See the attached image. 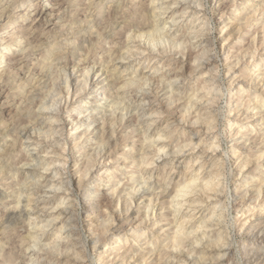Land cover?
<instances>
[{
  "label": "rangeland",
  "instance_id": "374dc122",
  "mask_svg": "<svg viewBox=\"0 0 264 264\" xmlns=\"http://www.w3.org/2000/svg\"><path fill=\"white\" fill-rule=\"evenodd\" d=\"M185 1L0 0V264H264V0Z\"/></svg>",
  "mask_w": 264,
  "mask_h": 264
},
{
  "label": "bare ground",
  "instance_id": "6f19581e",
  "mask_svg": "<svg viewBox=\"0 0 264 264\" xmlns=\"http://www.w3.org/2000/svg\"><path fill=\"white\" fill-rule=\"evenodd\" d=\"M182 1H183V0H182ZM186 1H187V0H186ZM186 1H185V2H186ZM233 1H234V0H233ZM233 1H232L231 3H233ZM249 1H250V0H249ZM185 2H184V3H185ZM226 2H227V1H226ZM100 3H101V2H100ZM177 3H178V2H177ZM171 4H172V3H171ZM173 4H174V3H173ZM175 4H176V2H175ZM185 4H186V3H185ZM187 4H189V3H187ZM196 4H197V3H196ZM258 4H259V3H258ZM146 5H147V4H146ZM151 5H152V3H151ZM165 5H166V4H165ZM180 5H183V2H182ZM180 5H179V6H180ZM190 5H191V4H189V6L187 5L188 7L186 6L187 8H185V10H186L187 12L189 11L190 8L192 9V7H193V6H190ZM200 5H201V4H200ZM219 5H220V4H219ZM162 6H163V5H162ZM174 6H175V5H174ZM177 6H178V5H177ZM181 7H182V6H181ZM184 7H185V5H184ZM195 8H196V7H195ZM168 9H169V8L167 7L166 10H168ZM182 9H183V8H182ZM182 9H181V10H182ZM169 10H170V9H169ZM182 11H183V12H182ZM182 11H181V16H182V17L186 16V15H187V12L184 13V9H183ZM193 11H194V9H193ZM166 12H167V11H166ZM195 12H196V11H195ZM195 12H194V13H195ZM254 12H256V11H254ZM167 13H168V12H167ZM172 13H173V12H172ZM189 13H191V11H190ZM192 13H193V12H192ZM149 14H151V13H149ZM179 14H180V13H179ZM149 16H150V15H149ZM151 16H152V15H151ZM164 16H165V15H164ZM173 17H174V16H173ZM176 17H177V16H176ZM179 17H180V16H179ZM11 19H12V18H11ZM192 21H193V20H192ZM8 24H9V23H8ZM10 24H11V23H10ZM12 24H13V23H12ZM174 25H175V24H174ZM243 25H244V24H243ZM262 27H263V26H262ZM165 28H166V27H165ZM153 31H154V30H153ZM195 31H196V30H195ZM140 32H141V31H140ZM140 32H139V33H140ZM151 32H152V30H151ZM154 32H155V31H154ZM154 32H153V33H154ZM130 33H131V31H130ZM137 33H138V32H137ZM139 33H138V34H139ZM160 33H161V32H160ZM134 34H135V33H134ZM138 34H137V35H138ZM26 35H27V34H26ZM130 35H131V34H130ZM140 35H141V34H140ZM144 35H145V34H144ZM152 35H153V34H152ZM148 36H149V35H148ZM148 36H147V37H148ZM153 36H154V35H153ZM127 39H128V38H127ZM201 39H202V38H201ZM201 39H200V40H201ZM204 39H205V38H204ZM123 40H124V39H123ZM132 40H133V39H132ZM149 40H150V39H149ZM205 40H206V39H205ZM206 41H207V40H206ZM124 42H125V41H124ZM203 42H204V41H203ZM200 43H201V42H200ZM263 43H264V42H263ZM129 45H130V44H129ZM193 45H194V44H193ZM203 45H204V44H203ZM133 46H134V45H133ZM140 46H141V45H140ZM190 46H191V45H190ZM125 47H126V45H125ZM136 47H137V46H136ZM123 48H124V47H123ZM129 48H130V47H129ZM193 48H194V47H193ZM147 49H148V48H147ZM150 49H151V48H150ZM152 49H153V48H152ZM122 50H123V49H122ZM126 50H127V49H126ZM135 50H136V49H135ZM139 50H140V49H139ZM141 50H142V49H141ZM143 50H144V49H143ZM148 50H149V49H148ZM201 50H202V49H201ZM136 51H137V50H136ZM150 51H151V50H150ZM116 52H117V51H116ZM120 52H121V51H119V53H120ZM130 52H131V51H130ZM130 52H129V53H130ZM123 53H124V52H123ZM126 53L128 54L127 51H126ZM142 53H143V51H142ZM149 53H150V52H149ZM149 53H146V54L148 55ZM151 53H153V52H151ZM27 54H28V53H27ZM124 54H125V53H124ZM130 55H133V54L130 53L129 56H130ZM141 55H142V54H141ZM154 55H155V54H154ZM137 56H138V55H137ZM145 56H146V55H145ZM149 56H150V55H149ZM151 56H152V55H151ZM156 56H158V55H156ZM120 57H121V56H119V58H120ZM122 57H123V56H122ZM133 57H135V56H133ZM1 58H3V57L0 56V59H1ZM126 58H127V57H126ZM206 58H207V57H206ZM141 59H142V58H141ZM141 59H140V60H141ZM147 59H148V58H147ZM200 59H201V58H200ZM1 60H2V59H1ZM121 60H122V59H121ZM153 60H154V59H153ZM153 60H152V61H153ZM155 60H156V58H155ZM228 60H229V59H228ZM117 61H118V60H117ZM119 61H120V60H119ZM3 62H4V61H3ZM132 62H133V61H132ZM206 62H208V61H206ZM0 63H1V62H0ZM117 63H118L117 65H119V66H123V65H125V64L127 65V61H126V63H124V62H122V61H121V62H117ZM150 63H151V62H150ZM154 63H155V62H154ZM208 63H209V62H208ZM236 64H237V63H236ZM146 65H147V64H146ZM148 65H149V64H148ZM193 65H194V64H193ZM131 67H132V66H131ZM232 67H233V66H232ZM193 68H194V67H193ZM195 68H196V67H195ZM234 68H235V66H234ZM72 69H73V68H72ZM84 69H85V68H84ZM88 69H89V68H88ZM213 69H214V68H213ZM65 70H66V69H65ZM180 70H181V69H180ZM180 70H177V71H180ZM193 70H194V69H193ZM195 70H196V69H195ZM229 70H230V69H229ZM86 71L89 72V73L92 71V74L94 75V77H93L94 79H93L92 81L89 82V85L87 84V85H88V92L90 91V92H93V93H94L95 86L98 85V84L105 83V81H107V80H106V77H105L104 73H103L100 69H98V71H97V69L94 70V68H92V69H89V70H86ZM209 71H210V70H209ZM181 72H182V71H181ZM181 72H180V73H181ZM0 73H1V72H0ZM82 73H83V72H82ZM85 73H86V72H85ZM121 73H122V72H121ZM173 73H174V72H173ZM113 74H114V73H113ZM178 74H179V73H178ZM63 75H64V74H63ZM87 75H89V74H87ZM82 76H83V75H82ZM145 76H146V75H145ZM201 76H202V75H201ZM203 76H204V75H203ZM141 77H142V76H141ZM78 78H79V77H78ZM134 78H135V77H134ZM132 79H133V78H132ZM143 79H144V78H142V80H143ZM39 80H40V79H39ZM139 80H140V79H138V81H139ZM65 81H66V80H65ZM260 81H261V80H260ZM134 82H135V81H134ZM140 82H142V81H140ZM72 83H73V82H72ZM87 83H88V81H87ZM138 83H139V82H138ZM69 84H70V83H69ZM132 84H133V83H132ZM141 85H142V84H141ZM66 86H67V85H66ZM100 86H101V85H100ZM145 86H146V85H145ZM114 87H115V86H114ZM121 87H122V86H121ZM125 87H126V86H125ZM133 87H134V86H132V88H133ZM136 87H137V86H136ZM136 87H135V88H136ZM169 87H170V86H169ZM138 89H139V88H138ZM138 89H137V91H138ZM240 89H241V88H240ZM79 90H80V89H79ZM81 90H82V89H81ZM85 90H86V89H85ZM170 90H171V89H170ZM74 91H76V90H74ZM147 92H148V91H147ZM149 93H150V92H149ZM91 94H92V93H91ZM137 94H138V93H137ZM89 95H90V94H89ZM101 95H102V93H101ZM123 95H124V94H123ZM59 96H60V95H59ZM103 96H104V94H103ZM235 96H236V95H235ZM54 97H55V96H54ZM66 97H67V96H66ZM133 97H134V96H133ZM59 98H61V97H59ZM63 98H64V97H63ZM73 98H74V96H73ZM123 98H124V97H123ZM57 99H58V98H57ZM86 99H88V98H86ZM86 99H85V100L79 105V108H83V107H84V108H85V107H91V106H88V105L90 104V102H88V100H86ZM137 99H138V98H137ZM197 99H198V98H197ZM59 100H60V99H59ZM101 100H103V98H101ZM144 100H145V99H144ZM178 100H179V99H178ZM197 101H198V100H197ZM203 101H204V100H203ZM206 102H207V101H206ZM94 103H96V102L94 101L93 104H94ZM209 103H210V101H209ZM41 104H42V103H41ZM62 104H63V103H62ZM215 104H216V103H215ZM47 105H48V104H47ZM49 105H50V104H49ZM90 105H91V104H90ZM95 105H96V104H95ZM95 105H94V106H95ZM212 105H213V104H212ZM170 106H171V105H170ZM208 106H209V105H208ZM257 107H259V106H257ZM43 108H44V107H43ZM46 108H48V107L46 106ZM59 108H60V107H59ZM44 109H45V108H44ZM52 110H53V109H52ZM55 110H57V108H56ZM63 110H64V109H63ZM91 110H92V109H88L87 111H84L82 117H84L85 115H89L90 113H88V112H91ZM136 110H137V109H136ZM44 111H45V110H44ZM48 111H49V110H48ZM53 112H54V110H53ZM194 113H195V112H194ZM194 113H193V114H194ZM212 113H213V112H212ZM44 114H46L47 116H50V119H51V118H54V119H55V117L59 114V112H57V115H56L55 113H52V111H50V112H45ZM153 114H154V113H153ZM42 115H43V114H42ZM90 115H91V114H90ZM139 115H140V114H139ZM150 115H151V114H150ZM38 116H39V115H38ZM136 116H137V115H136ZM142 116H143V115H142ZM146 116H148V114H147ZM198 116H199V115H198ZM59 117H60V116H59ZM59 117H58V118H59ZM209 117H210V116H209ZM213 117H214V116H213ZM215 117H216V116H215ZM217 117H218V116H217ZM48 118H49V117H48ZM61 118H62V117H61ZM85 118H86V116H85ZM204 118H205V117H204ZM263 118H264V117H263ZM139 119H140V118H139ZM209 119H210V118H209ZM72 120H73V119H72ZM86 120H87V118L83 121V124L85 123ZM121 120H122V119H121ZM193 120L195 121V119H193ZM89 121H90V120H89ZM144 121H145V120H144ZM205 121H206V120H205ZM260 121H261V120H260ZM74 122H75V121H73V123H74ZM94 122H95V121H94ZM152 122H153V121H152ZM152 122H151V123H152ZM191 122H192V121H191ZM191 122H190V123H191ZM214 122H215V121H214ZM261 122H262V121H261ZM55 123H56V122H55ZM55 123H54V124H55ZM70 123H71V125H72V121H71ZM70 123H69V124H70ZM91 123H92V122H91ZM197 123H198V122H195L194 125H195V124L197 125ZM259 123H260V122H259ZM43 124H44V123H43ZM77 124H78V123H77ZM77 124H75V125H73V126L70 125L71 128H70V130H69V132H68L69 134H72L73 132H75V131L79 128V126H77ZM88 124H89V123H88ZM93 124H94V123H92V125H93ZM201 124H202V123H201ZM207 124H208V123H206V127H207ZM215 124H216V123H215ZM61 125H62V124H61ZM189 125H191V124H189ZM192 125H193V123H192ZM209 125H210V124H209ZM70 126H69V127H70ZM90 126H91V125H90ZM93 126H94V125H93ZM102 126H103V125H102ZM228 126H229V125H228ZM59 127H60V126H59ZM203 127H204V126H203ZM203 127H202V128H203ZM209 127H210V126H209ZM259 127H260V126H259ZM65 128H66V126H65ZM88 128H89V126L86 127V131H88ZM231 128H232V127H231ZM231 128H230V129H231ZM79 129H80V128H79ZM94 129H96V127H93V130H94ZM204 129H205V128H204ZM236 129H237V127H236ZM61 130H62V129H61ZM64 130H66V129H64ZM138 130H139V129H138ZM199 130H200V129H199ZM207 130H208V127H207ZM211 130H212V128H211ZM239 130H240V129H239ZM77 131H78V130H77ZM90 131H91V130H90ZM144 131H145V130H144ZM205 131H206V130H205ZM54 132H55V131H54ZM62 132H63V131H61V133H62ZM83 132H84V131H83ZM159 132H160V131H159ZM235 132H236V133H235V136H236L237 134H239V131H236V130H235ZM22 133H23V132H22ZM84 133H85V132H84ZM84 133H81V134L84 135ZM93 133H94V132H93ZM109 133H110V132H109ZM191 133H192V132H191ZM240 133H241V132H240ZM86 135H87V133H86ZM80 136H82V135H80ZM80 136H79V137H80ZM143 136H144V135H143ZM239 136H240V134H239ZM50 137H51V136H50ZM103 137H104V136H103ZM156 137H157V136H156ZM160 137H161V136H160ZM242 137H243V136H242ZM242 137H241V138H242ZM238 138H239V137H238ZM253 138H254V137H253ZM28 139H29V138H28ZM163 139H164V138H163ZM188 139H189V138H188ZM254 139H255V138H254ZM260 139H261V138H260ZM190 140H191V139H190ZM245 140H246V139H245ZM256 140H257V139H256ZM78 141H79V140H78ZM142 141H143V140H142ZM246 141H247V140H246ZM251 141H252V139H251ZM158 142H159V141H158ZM160 142H161V140H160ZM254 142H255V141H254ZM254 142H253V143H254ZM107 143H108V142H107ZM184 143H185V142H184ZM187 144H188V143H187ZM250 144H252V142H251ZM195 145H196V144H195ZM218 145H219V144H218ZM164 146H165V145H164ZM164 146H163V147H164ZM180 146H181V145H180ZM33 147H34V146H33ZM149 147H150V145H149ZM180 148H182V147H180ZM207 148H208V147H207ZM216 148H217L216 146H209V148L207 149V150H210L209 153H210L211 156H212V155H216ZM237 148H238V147H237ZM29 149H30V148H29ZM161 149H162V148H161ZM164 149H165V148H164ZM178 149H179V148H178ZM253 149H254V148H253ZM61 150H62V149H61ZM185 150H186V149H185ZM185 150H184V151H185ZM157 151H158V150H157ZM163 151H167V150H163ZM163 151H162V152H163ZM193 151H194V150H193ZM167 152H168V151H167ZM170 152H171V151H170ZM168 153H169V152H168ZM263 153H264V151H263ZM263 153H261L260 155H262ZM96 154H97V153H96ZM164 154H166V152H164ZM177 154H179V152H178ZM234 154H235V153H234ZM102 155H103V154H102ZM230 155H231V154H230ZM258 155H259V154H258ZM147 156H148V155H147ZM233 156H234V155H233ZM103 157H104V156H103ZM262 157H263V156H262ZM222 158H223V157H222ZM158 159H159V157H158ZM158 159H156L155 161H158ZM237 159H238V158H237ZM237 159H236V160H237ZM258 161H259V160H258ZM31 163H32V162H31ZM63 163H64V162H63ZM156 163H157V162H156ZM193 164H194V163H193ZM247 164H249V163H247ZM247 164L242 165L241 170H243L244 167H246ZM24 165H25V164H24ZM25 166H26V165H25ZM48 166H49V165H48ZM247 166H248V165H247ZM29 168H30V167H29ZM60 168H61V167H60ZM89 168H90V167H89ZM175 168H176V167H175ZM90 170H91V169H90ZM90 170H89V171H90ZM195 170H196V169H195ZM86 171H87V170H86ZM107 171H108V170H107ZM239 171H240V170H239ZM40 172H41V171H40ZM192 172H193V171H192ZM196 172H197V171H196ZM200 172H201V170H200ZM198 174H199V173H198ZM204 174H205V173H204ZM108 175H109V174H108ZM206 177H207V176H206ZM194 178H195V177H194ZM194 178H193V179H194ZM108 179H109V178H108ZM195 179H196V178H195ZM186 181H187V180H186ZM190 181H191V180H190ZM210 181H211V180H210ZM188 183H189V181H188ZM261 183H262V182H261ZM203 184H204V183H203ZM206 184H207V183H206ZM259 184H260V183H259ZM183 185H184V184H183ZM181 186H182V185H181ZM207 186H208V185H207ZM179 188H180V187H179ZM185 188H186V187H185ZM205 188H207V187H205ZM208 188H210V187H208ZM211 188H212V187H211ZM45 189H46V188H45ZM180 189H181V188H180ZM183 189H184V188H183ZM203 189H204V188H203ZM214 189H215V188H214ZM46 190H48V189H46ZM94 190H96V189H94ZM113 190H114V189H113ZM178 190H179V189H178ZM206 190H207V189H206ZM209 190H210V189H209ZM261 190H262V188H261ZM176 191H177V190H176ZM180 191H181V190H180ZM204 191H205V190H204ZM207 191H208V190H207ZM207 191H206V192H207ZM212 191H214V190H212ZM127 192H128V191H127ZM214 192H215V191H214ZM89 193H90V192H89ZM212 193H213V192H212ZM48 194H49V193H48ZM91 194H92V193H91ZM91 194H90V195H91ZM93 194H94V193H93ZM213 194H214V193H213ZM215 194H217V192H215ZM258 194H260V193H258ZM95 195H96V194H95ZM97 195H98V194H97ZM173 195H174V194H173ZM178 195H179V194H178ZM180 195H181V194H180ZM200 195H201V194H200ZM201 196H202V195H201ZM201 196H199V197H201ZM216 196H217V195H216ZM17 197H18V196H17ZM67 197H68V196H67ZM67 197H66V198H67ZM87 197H88V196H87ZM184 197H185V196H184ZM219 197H220V196H219ZM68 198H69V197H68ZM88 198H89V197H88ZM256 198H257V197H256ZM40 199H41V198H40ZM125 199H126V198H125ZM173 199H174V198H173ZM186 199H187V198H186ZM191 199H192V198H191ZM18 200H19V199H18ZM195 201H197V200H195ZM211 201H212V200H211V197H210L209 195H206V197H205V195H204L203 202H209V203H210ZM15 202H16V201H15ZM191 202H192V201H191ZM191 202H190V204H191ZM184 203H185V202H184ZM198 203H200V202H198ZM198 203H197V204H198ZM219 203H220V202H219ZM194 204H195V203H194ZM54 205H55V204H54ZM57 205H58V204H57ZM131 205H132V204H131ZM178 205H179V204H178ZM191 205L193 206V204H191ZM195 205H196V204H195ZM146 206H147V205H146ZM222 206H223V205H222ZM117 207H118V205H117ZM214 207H215V206H214ZM180 208H181V207H180ZM54 209H55V208H54ZM219 209H220V208H219ZM192 210H193V212H195V211L197 210V206H193V209H192ZM215 211H216V210H215ZM173 212H174V211H173ZM15 213H16V212H15ZM16 214H17V213H16ZM15 216H16V215H15ZM189 216H190V215H189ZM210 216H211V215H210ZM60 217H61V216H60ZM60 217H59V218H60ZM204 217H205V216H204ZM56 219H57V218H56ZM173 219H174V218H173ZM185 220H186V219H185ZM53 221H54V219H53ZM186 222H187V221H186ZM211 222H212V221H211ZM110 223H111V221H110ZM186 224H187V223H186ZM171 225H172V224H171ZM180 225H181V224H180ZM172 226H173V225H172ZM195 229H196V228H195ZM260 229H261V228H260ZM173 230H174V229H173ZM175 230H176V229H175ZM178 231H179V230H178ZM209 231H210V230H209ZM262 231H263V230H262ZM104 232H105V231H104ZM207 232H208V231H207ZM176 233H177V231H176ZM172 235H173V234H172ZM177 235H178V234H177ZM111 237H112V236H111ZM113 238H114V237H113ZM126 238H127V237H126ZM126 238H124V239H126ZM131 238H132V237H131ZM172 238H173V237H172ZM201 238H202V237H201ZM174 239H175V238H174ZM171 240H172V239H171ZM118 241H119L118 238H114L113 243H112V245L114 246L113 248L116 247V246H115L116 244H119ZM222 242H223V241H222ZM221 245H222V244H221ZM225 246H226V245H225ZM104 247H105V246H104ZM106 247H107V246H106ZM222 247H223V246H222ZM170 248H171V247H170ZM173 248H174V247H173ZM213 248H214V247H213ZM216 248H217V247H216ZM109 249H110V248H107L106 250H109ZM175 249H176V248H175ZM205 249H206V248H205ZM217 249H219V248H217ZM224 249H225V253L228 252V251H227V250H228V247H227V248H224ZM224 249H223V250H224ZM229 250H230V249H229ZM176 251H177V249H176ZM176 251H175V252H176ZM100 253H102V252H100ZM173 253H174V252H173ZM225 253H224V254H225ZM102 254H103V253H102ZM102 254H101V255H102ZM104 254H105V253H104ZM178 254H182L181 251H180V253H178ZM216 254H217V253H216ZM224 254H223V255H224ZM175 255H176V254H175ZM183 255H184V254H183ZM219 255H220V254H219ZM221 255H222V254H221ZM217 256H218V255H217ZM185 257H187V256H185ZM193 257H194V256H193ZM187 258H190V255H189ZM187 258H186V259H187ZM218 258H220V256H219ZM79 259H80V258H79ZM203 259H204V258H203ZM252 261H253V260H252ZM186 262H187V261H186ZM254 262H255V261H254Z\"/></svg>",
  "mask_w": 264,
  "mask_h": 264
}]
</instances>
